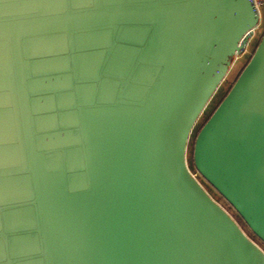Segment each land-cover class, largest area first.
<instances>
[{"label":"water","instance_id":"water-1","mask_svg":"<svg viewBox=\"0 0 264 264\" xmlns=\"http://www.w3.org/2000/svg\"><path fill=\"white\" fill-rule=\"evenodd\" d=\"M254 0H0V264H264L187 163ZM264 245V33L195 134Z\"/></svg>","mask_w":264,"mask_h":264},{"label":"rangeland","instance_id":"rangeland-1","mask_svg":"<svg viewBox=\"0 0 264 264\" xmlns=\"http://www.w3.org/2000/svg\"><path fill=\"white\" fill-rule=\"evenodd\" d=\"M259 12H260V25L258 29H256L254 36L250 40L246 52L236 58L233 62L232 68L229 71L228 76L226 77V80L223 82V84L220 86L218 91L216 92L215 96L210 101L209 105L207 106L206 110L202 114L201 118L197 122L192 135L190 137V140L188 142V148H187V163L188 167L190 168L193 175L196 177V179L202 184V186L205 188V190L209 193V195L218 202L225 210L228 211V213L236 220V222L240 225V227L244 230V232L251 237L252 239L256 240L253 234L249 231L247 226L244 224V222L241 220V218L237 215V213L233 210V208L207 183L203 180V178L200 177V175L197 173V171L194 168L192 155H193V145H194V139L195 134L197 131L205 124V122L208 120V118L211 116V114L214 112V110L217 108V106L221 103V101L225 98V96L228 94L234 83L236 82L237 78L239 77L240 73L242 72L243 68L249 61L251 55L253 54L257 44L259 43L263 33H264V0H254ZM257 243H261L259 241H256ZM260 246L264 249V245L261 243Z\"/></svg>","mask_w":264,"mask_h":264},{"label":"trees","instance_id":"trees-1","mask_svg":"<svg viewBox=\"0 0 264 264\" xmlns=\"http://www.w3.org/2000/svg\"><path fill=\"white\" fill-rule=\"evenodd\" d=\"M256 239V238H255ZM255 241H258L257 239ZM261 244V243H260Z\"/></svg>","mask_w":264,"mask_h":264},{"label":"built area","instance_id":"built-area-1","mask_svg":"<svg viewBox=\"0 0 264 264\" xmlns=\"http://www.w3.org/2000/svg\"><path fill=\"white\" fill-rule=\"evenodd\" d=\"M227 211V210H226ZM228 212V211H227Z\"/></svg>","mask_w":264,"mask_h":264}]
</instances>
